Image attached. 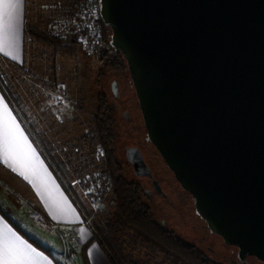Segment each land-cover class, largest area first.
Masks as SVG:
<instances>
[{
  "label": "water",
  "instance_id": "water-1",
  "mask_svg": "<svg viewBox=\"0 0 264 264\" xmlns=\"http://www.w3.org/2000/svg\"><path fill=\"white\" fill-rule=\"evenodd\" d=\"M98 3L128 61L147 140L240 264L264 260V0ZM129 150L135 175L152 176Z\"/></svg>",
  "mask_w": 264,
  "mask_h": 264
},
{
  "label": "rangeland",
  "instance_id": "rangeland-1",
  "mask_svg": "<svg viewBox=\"0 0 264 264\" xmlns=\"http://www.w3.org/2000/svg\"><path fill=\"white\" fill-rule=\"evenodd\" d=\"M36 7L38 29L77 41L81 49L75 55L65 56L49 45L34 41L32 47L28 48V58L22 67L9 65L4 68L0 65V86L14 101L18 97L25 105L29 117L19 107H14L59 179L55 169L57 164L42 140L53 148L54 156L66 165L71 185L84 198L85 206L93 211V216L88 217L86 222L80 206L76 204L86 226L94 233L92 222L96 219H111L117 213L109 178L102 172L100 149L92 142L90 128L98 91L104 90L114 108L118 137L117 155L126 175L133 178L132 170L127 165L125 147L139 145L160 173L173 180V191L169 188L166 190L173 201L172 205L163 204L159 208L152 202L157 220L179 237L195 244L216 263L238 264L235 259L230 262L236 256V247L226 244L221 235L210 232L196 213L191 198L189 201L186 199V190L174 181L176 178L173 171L162 155L146 140L147 129L127 68L125 71L107 70L104 76H100L98 62L94 57L98 49L92 48L83 40L80 41L71 33L75 31L71 20L73 14L64 13L67 5L62 0H36ZM45 12L54 21L50 27L44 23ZM32 23L30 21L29 25ZM101 38L104 48L103 33ZM114 82L117 84V91L114 90ZM125 112H129L128 119ZM139 181L147 185L146 179ZM132 234H121V238L124 240L126 252L136 264H184L173 256L149 247L142 238H136ZM203 236L205 237L201 243ZM59 242L60 251L55 252L59 264L87 263L83 246L77 248L73 241L66 239ZM244 264H264V260L250 254Z\"/></svg>",
  "mask_w": 264,
  "mask_h": 264
},
{
  "label": "crops",
  "instance_id": "crops-1",
  "mask_svg": "<svg viewBox=\"0 0 264 264\" xmlns=\"http://www.w3.org/2000/svg\"><path fill=\"white\" fill-rule=\"evenodd\" d=\"M37 11L36 0H0V65L4 68L22 67L27 61L28 48L35 40L26 27L30 21L38 24ZM45 14L44 23L50 27L54 21ZM0 209L27 237L51 252L32 243L0 211V264H5V245L16 253L9 264H59L55 254L60 251L59 240L73 241L80 248L93 236L1 86ZM87 262L113 264L98 240L89 243Z\"/></svg>",
  "mask_w": 264,
  "mask_h": 264
},
{
  "label": "trees",
  "instance_id": "trees-1",
  "mask_svg": "<svg viewBox=\"0 0 264 264\" xmlns=\"http://www.w3.org/2000/svg\"><path fill=\"white\" fill-rule=\"evenodd\" d=\"M62 1L65 3V6L67 5V8L64 10V13L67 14L71 7H68L67 2ZM72 13L74 14L75 11L73 10ZM99 23L105 40V47L102 50L99 49L100 52L97 50L94 55L98 62L100 76H104L107 70L125 71L126 68L131 76L126 57L121 51H116L110 43L113 33L112 27L105 25L101 18L99 19ZM26 33L35 41L49 45L56 52L65 56L75 55L81 49L79 42L69 40L68 37H64L61 34H52L51 32L40 30L34 25H28ZM134 89L136 94L135 86ZM6 96L13 107H19L24 115L29 117L25 105L18 97H15L14 101L8 94ZM16 112L18 113L17 110ZM20 118L22 120L21 116ZM90 128L92 142L98 145L100 149L102 172L109 178L115 197L117 213L111 219H96L95 222H92L94 228L93 236L83 246V254L86 261L89 243L98 240L108 253L113 264H136L132 260L131 255L126 252L124 240L121 238V234L133 233L132 235L136 238L140 237L143 241L147 242L149 247L160 250L168 256H173L184 264H218L195 244L179 237L174 231L165 227L163 223H160L156 218L147 195L143 191L142 184L134 178H129L124 172L123 164L117 155L118 137L114 108L104 90L98 91L95 114L91 120ZM42 142L57 164V168L55 169L63 185L70 193L74 202L80 206L83 217L87 222V218L93 216V211L85 206L84 198L71 185V177L65 169L66 165L54 156L53 148L45 140H42ZM0 211L19 232L27 237L21 228L2 209ZM27 238L37 247L50 254V251L40 243L29 237Z\"/></svg>",
  "mask_w": 264,
  "mask_h": 264
},
{
  "label": "flooded vegetation",
  "instance_id": "flooded-vegetation-1",
  "mask_svg": "<svg viewBox=\"0 0 264 264\" xmlns=\"http://www.w3.org/2000/svg\"><path fill=\"white\" fill-rule=\"evenodd\" d=\"M142 114V111H141ZM125 116L128 119L129 116V112H125ZM146 140H147V134H146ZM148 141V140H147ZM149 143L153 144L151 141H148ZM153 146L156 148V146L153 144ZM133 147H137L145 162L147 163L152 176H137L135 175V170H134V166L131 164L130 158L133 157V152L131 150H129V148H133ZM156 150L160 153V151L156 148ZM125 156L127 159V165L131 168L132 173H133V178L138 180L139 179H146L147 185L145 186L143 183L142 187H143V191L144 193L147 195V198L152 206V202H154L159 208L163 205V204H170L172 205L173 201L172 199L169 197V193L166 191L167 188H169L170 190L173 191V186H172V182L173 180L168 179L164 173H160V171L157 169V167L153 164V162L150 161V159L148 158L147 154L145 151L142 150V148L139 145H129L125 147ZM163 157V156H162ZM166 162V161H165ZM172 170V169H171ZM173 171V170H172ZM173 175L175 176V173L173 171ZM156 181V182H155ZM177 182L178 185L181 186V184H179V181L176 179L174 180ZM185 189V188H184ZM182 190V189H181ZM186 190V189H185ZM186 199L189 201V198H191V201L194 204V209H195V202H194V198L193 195L191 194L190 191L186 190ZM199 216V215H198ZM200 217V216H199ZM201 218V217H200ZM203 220V219H202ZM204 221V220H203ZM205 222V221H204ZM206 223V222H205ZM207 225V224H206ZM205 236H203L200 240L201 243L203 242V238ZM236 256L235 258H231L230 262L232 263V259L237 260V263L240 264V260L238 259V248L236 247ZM233 264V263H232Z\"/></svg>",
  "mask_w": 264,
  "mask_h": 264
},
{
  "label": "built area",
  "instance_id": "built-area-1",
  "mask_svg": "<svg viewBox=\"0 0 264 264\" xmlns=\"http://www.w3.org/2000/svg\"><path fill=\"white\" fill-rule=\"evenodd\" d=\"M71 9L67 14L71 15L74 30L73 33L80 41L87 43L94 49H102L101 26L99 23L100 12L98 0H64ZM71 4V5H70ZM69 7V8H70ZM0 85L1 81H0Z\"/></svg>",
  "mask_w": 264,
  "mask_h": 264
},
{
  "label": "snow or ice",
  "instance_id": "snow-or-ice-1",
  "mask_svg": "<svg viewBox=\"0 0 264 264\" xmlns=\"http://www.w3.org/2000/svg\"><path fill=\"white\" fill-rule=\"evenodd\" d=\"M7 6H12V5H7ZM15 250L10 248V246L5 245L4 249H3V256H4V262L5 264H9L10 260H14L15 258Z\"/></svg>",
  "mask_w": 264,
  "mask_h": 264
}]
</instances>
